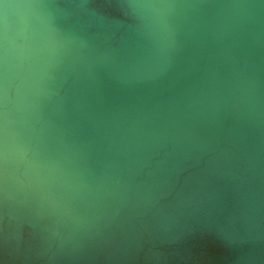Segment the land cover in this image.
I'll return each instance as SVG.
<instances>
[{
	"label": "water",
	"instance_id": "95a60500",
	"mask_svg": "<svg viewBox=\"0 0 264 264\" xmlns=\"http://www.w3.org/2000/svg\"><path fill=\"white\" fill-rule=\"evenodd\" d=\"M0 264H264V0H0Z\"/></svg>",
	"mask_w": 264,
	"mask_h": 264
}]
</instances>
